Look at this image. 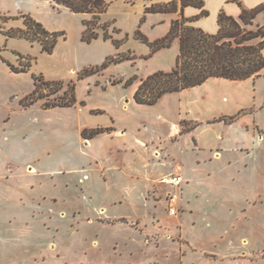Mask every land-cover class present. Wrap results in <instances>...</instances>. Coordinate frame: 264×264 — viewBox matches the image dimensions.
<instances>
[{"label": "rangeland", "instance_id": "rangeland-1", "mask_svg": "<svg viewBox=\"0 0 264 264\" xmlns=\"http://www.w3.org/2000/svg\"><path fill=\"white\" fill-rule=\"evenodd\" d=\"M103 1L108 8L99 25L107 26V38L104 29L97 28L98 38L87 42L84 22L91 15L76 14L49 0H0V264H118L124 252L119 259L115 240L128 242L132 249L139 246L124 230L117 234L107 229V224L119 221L129 223L130 231L141 235L146 246L168 238L186 242L178 220L181 214L170 219L166 208L172 188L165 180L183 177L182 172L193 179L182 191L183 198L196 210L193 215L183 214L184 230L199 250L217 248L221 254H236L244 248L243 238L249 240L245 249L261 248L264 154L244 152L205 162L207 155L173 144L178 139L170 135L177 96H167L155 106L133 101L141 80L176 68L177 37L169 47L155 49L169 33L172 16L146 11L164 0ZM24 17L50 33L62 34L51 54L43 52L38 42L8 37V32L26 29ZM257 26H264V12L246 28L256 31ZM95 69L99 71L86 73ZM40 76L62 83L65 91L74 87L76 104L46 110L44 99L24 108L23 100L35 89L34 77ZM126 81L132 84L125 87ZM64 90L50 101L62 98ZM261 97L264 81L259 87ZM112 119L128 129L124 139L101 136L90 144L83 138L85 130L107 127ZM254 135L260 144L264 129L255 127ZM160 139L162 147L157 145ZM138 140L157 145L158 150L144 155L143 148L139 155ZM112 144L116 147L109 157ZM159 150L165 151L159 155ZM117 155H125V168L139 177L163 175L147 179L145 201L139 200L137 178L107 171L110 164L120 163ZM196 158L203 162L197 165ZM32 167L39 173L30 174ZM175 188L180 194V188ZM122 196L126 200L120 204ZM134 215L138 216L133 220L108 219ZM154 250L134 257L145 263L154 258ZM125 264L134 263L127 260Z\"/></svg>", "mask_w": 264, "mask_h": 264}, {"label": "crops", "instance_id": "crops-1", "mask_svg": "<svg viewBox=\"0 0 264 264\" xmlns=\"http://www.w3.org/2000/svg\"><path fill=\"white\" fill-rule=\"evenodd\" d=\"M172 1L173 0H164L157 4H164ZM203 1L205 4L203 9L188 6L184 9V15L186 18L193 20L192 24L195 27L210 34H216L218 32V17L221 12H224L227 16L238 19L242 12V7L252 9L264 3V0ZM202 10H206L208 15L202 16ZM168 15L172 16L170 22L171 27L172 21L179 18V13ZM263 81L264 70L259 77H253L246 81L238 82L226 79H210L195 88L179 93L165 95L163 98L176 95L178 101L176 118L172 123V132L170 134L173 137L178 136V139L173 144H179L185 151L196 152L197 155H207L205 162L221 161L225 155H242L244 152L247 153V155L264 154V139H260L261 143L259 144L258 138L254 135L255 127L259 126L264 129V126L260 123V113L264 111V97L259 98V87ZM125 108L127 107L125 106ZM96 112L105 113V111L101 110H96ZM231 117L237 118L234 121H231ZM98 128L109 129V131L90 139V144L101 136H112V138L116 137L124 139L126 134L128 135V129L118 127L114 119H112V123L109 126ZM120 130L123 132L119 136L118 132ZM136 144L138 145L137 148L139 150V155H142L141 150H143V148L145 149L144 155H147L149 152L152 153L153 150L157 151V145H160L161 147L163 146L162 141L160 144L155 146H150L142 140H138ZM113 147L116 146L113 144L108 146V156L110 155L109 151H111ZM147 147L149 148L147 149ZM248 149L251 151L248 152ZM164 151L159 150V155H162V152ZM116 158L118 161L120 160V163L118 165L110 164L111 166L107 171L112 173V175L115 173L114 176L121 174L125 178H137L140 186L139 200L140 202H142L143 199L145 201L144 195L147 189V179L149 177H160L163 175L156 174L146 176L144 173V175L139 177V175L137 176L134 171L125 168V164L123 162L125 155H117ZM196 161L197 165L203 162L199 158H196ZM146 164H144V166ZM29 165H31V163H29ZM9 170L11 172L10 168ZM29 172L33 175L39 173V171L33 167L29 169ZM182 173L185 180H183V183L178 187L180 188V194L173 191V189H176L175 186L170 184L168 185L172 188V192L169 193L177 194L178 196L175 208L177 209V213L181 214L178 220H180L182 226V238L186 242L183 243L168 238L167 240L162 241L159 245H154L152 247L149 245L146 246V241L141 235H138L137 232L130 231V227L128 225L129 223L119 221L112 225L107 224V229H111L114 233L119 234L122 230H124L127 233V236H129V240H133L134 243L139 245L138 247L134 246L136 248L132 249L131 247H127V245H129L128 242L122 244L120 243V240H115L114 245L118 246L116 248L119 253V259L121 258V251L122 253L124 252V258L122 257L118 264H125L127 260L133 262L134 264H264V245L261 248L247 250L245 249V247L249 245V240L247 238L242 239L244 248L236 254H221L217 248L210 251H201L196 247V245H194L193 241L185 234L184 224L186 217L183 218V214L185 215V213L188 212L193 215L196 214V210L194 207L189 205L190 200L188 198L184 199L182 194V191L189 187V183L193 179L185 175L184 172ZM2 176L3 175H0V178ZM141 185H143V190L141 189ZM10 196L12 197V195ZM46 199L47 198L45 197L44 200ZM122 200H126L125 197L122 196L119 199L120 204L123 203ZM114 203L117 204L116 202ZM166 208L168 210L167 217L175 219L173 218L175 216L170 215L169 204H167ZM146 213L147 211L140 216H145ZM137 216L138 215H134L132 217L109 216L108 219L115 220L125 218L133 220ZM101 225L102 224H99L98 227L103 228ZM222 239L224 240V237H222ZM120 245H124L126 248L122 249ZM116 248L114 247V251ZM150 249H155L156 251L154 250V252H156V255H154V258L146 260L145 263L140 259L137 261L136 257H134V255L138 252L143 255L147 254ZM132 252H134L133 255Z\"/></svg>", "mask_w": 264, "mask_h": 264}, {"label": "trees", "instance_id": "trees-1", "mask_svg": "<svg viewBox=\"0 0 264 264\" xmlns=\"http://www.w3.org/2000/svg\"><path fill=\"white\" fill-rule=\"evenodd\" d=\"M50 1L76 14L92 16L90 21L84 22L87 28L84 41L97 39L98 34L95 32L97 28H103L107 38V26L99 25L101 15L108 8L103 0ZM188 6L203 9L205 4L203 0H173L169 3L154 4L146 9L152 13H179V18L172 21L169 33L156 43L155 49L169 47L171 40L177 37L180 40V52L176 68L172 72H158L141 80L133 96L136 104L154 106L165 95L195 88L210 79L241 82L259 77L264 70V26H257L256 31L246 28L252 26L257 16L264 12V3L252 9L242 7L238 19L221 12L218 17L219 30L216 34L195 27L192 24L193 20L184 15V9ZM201 15L207 16L208 12L202 10ZM24 24L25 30L8 32V37H23L30 42H38L43 52L51 54L62 34L48 32L40 23L29 17H24ZM254 41L257 43H253ZM98 71L99 69H95L86 73L94 74ZM131 84L132 81H126L124 86L128 87ZM34 86V92L23 100L24 108H29L44 99L46 110L73 107L77 102L74 87L65 91L62 83L45 81L42 76L34 77ZM62 90L64 96L51 102L50 97ZM236 118L231 117L230 120L234 121ZM108 131L109 129L104 128L85 130L82 136L90 140Z\"/></svg>", "mask_w": 264, "mask_h": 264}, {"label": "built area", "instance_id": "built-area-1", "mask_svg": "<svg viewBox=\"0 0 264 264\" xmlns=\"http://www.w3.org/2000/svg\"><path fill=\"white\" fill-rule=\"evenodd\" d=\"M167 184L179 187L183 183V177L182 176H171L165 180ZM177 194H171L170 201H169V207H170V215L176 216L177 215V209L175 208V204L177 201Z\"/></svg>", "mask_w": 264, "mask_h": 264}]
</instances>
